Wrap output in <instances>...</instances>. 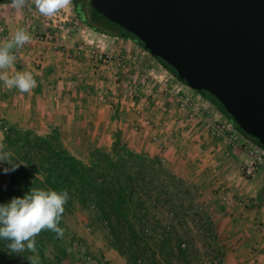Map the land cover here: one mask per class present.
Listing matches in <instances>:
<instances>
[{
    "label": "rangeland",
    "instance_id": "1",
    "mask_svg": "<svg viewBox=\"0 0 264 264\" xmlns=\"http://www.w3.org/2000/svg\"><path fill=\"white\" fill-rule=\"evenodd\" d=\"M82 14L84 22L78 18L73 0L69 7L52 17L42 16L34 0H25L22 6L13 2L0 5V41L11 39L21 28L33 37L23 48L14 50L13 71H30L35 80L44 81L45 91L50 93L35 101H23V107L34 108L35 116L64 115L69 120L64 123L68 132L77 127V110L78 118L89 121L90 125H97L102 119V126L112 129L111 145L89 150L78 148L87 152L84 162L92 151H110L115 143L119 148L157 158L164 170L159 174L161 184L149 187L142 197L146 212L143 231L152 237L150 245L156 249L159 264H225L217 250L215 231L202 214L200 195L204 193L199 190L197 176L193 177L197 172L192 169L189 142L184 139L203 141L210 150L216 147L215 143H225L226 150L240 146L246 155L250 139L216 105L199 92L186 88L137 41L120 35L108 21L92 16L87 0ZM99 26L107 31L96 29ZM178 89L198 100L194 111L180 107ZM174 119L182 124L180 134H185L179 144L169 124ZM52 130L57 131L51 126L49 132ZM154 136L157 141L153 140ZM60 141L64 145L61 138ZM71 143L73 147H64L70 153L77 152V142ZM142 143L151 147L144 148ZM165 173L173 177L170 183ZM6 178L7 174L0 171V181ZM64 223H86L90 235L109 245L101 222L86 205L75 204L64 217ZM163 230L170 235L166 241L168 248L161 251L154 242L161 241ZM178 242L187 246L186 259L176 253ZM67 260L73 263L67 258L63 264H68Z\"/></svg>",
    "mask_w": 264,
    "mask_h": 264
},
{
    "label": "trees",
    "instance_id": "2",
    "mask_svg": "<svg viewBox=\"0 0 264 264\" xmlns=\"http://www.w3.org/2000/svg\"><path fill=\"white\" fill-rule=\"evenodd\" d=\"M8 2L12 1L0 3ZM87 4L92 16L102 18L93 10L90 0H87ZM73 5L78 18L84 22L82 8L85 0H73ZM117 28L125 34L123 37L135 40L130 33L118 26ZM137 42L143 48L142 43ZM155 59L181 81L170 66L159 58ZM199 93L216 105L240 133L260 144L258 140L239 130L214 97L205 91ZM1 129L5 151L11 152L12 162L19 164V167L7 173V178L0 181V205L9 203L14 197H23L32 188L57 192L67 190L69 193L59 223V227L64 229L63 237L58 238L56 233L47 230L36 237L40 264H63L69 257L73 239L63 223L64 217L75 204L86 205L90 209L92 215L101 222L109 245L116 248L129 264H159L156 249L150 245L152 237L143 231L146 212L142 197L149 187L161 184L159 174L164 170L157 158L119 148L115 143L110 151H92L88 161L83 162L63 146L56 130L39 135L33 130L16 126L1 125ZM2 163L4 168L11 167L6 161ZM164 176L170 183L173 177L167 173ZM168 235L170 233L163 230L161 241L154 242L159 250L168 248ZM7 243L9 241L0 240V264H30L27 257L34 255L33 253L25 251L10 254ZM175 249L179 258H187L185 243L178 242Z\"/></svg>",
    "mask_w": 264,
    "mask_h": 264
},
{
    "label": "water",
    "instance_id": "3",
    "mask_svg": "<svg viewBox=\"0 0 264 264\" xmlns=\"http://www.w3.org/2000/svg\"><path fill=\"white\" fill-rule=\"evenodd\" d=\"M90 1L264 146V0Z\"/></svg>",
    "mask_w": 264,
    "mask_h": 264
},
{
    "label": "crops",
    "instance_id": "4",
    "mask_svg": "<svg viewBox=\"0 0 264 264\" xmlns=\"http://www.w3.org/2000/svg\"><path fill=\"white\" fill-rule=\"evenodd\" d=\"M43 84L44 81L36 79V87L31 92L21 93L0 82V123L33 130L39 135L48 134L51 126L56 127L66 147L71 148V142H77V152L72 151V154L83 162L86 161L87 152H80L78 148H107L111 145L112 129L102 126V119L97 125H90L89 121L78 118L77 110V127L73 126L68 132L64 123L69 120L64 115L35 116L32 114L34 108L23 107V101H35L48 95L46 93L49 91L46 92ZM27 110L29 114H26ZM25 115L28 117L24 118ZM169 124L179 144L180 137L185 136L180 134L182 124L176 123V119ZM2 140L3 131L0 126V143ZM184 142H189L190 162L194 163L192 169L197 172L193 177L197 176L199 190L204 193L200 195L202 214L215 231L217 250L225 264H264V174L256 171L250 176L244 172L243 167L251 161L240 146L226 150L225 143H215L216 147L210 150L206 143L194 138H186ZM249 143H252L251 139ZM142 144L144 148L151 147L147 143ZM215 149L217 152L211 153ZM3 169V163L0 162V171L4 172ZM63 224L73 239L68 257L69 261H73L72 264H83L79 257V247L96 255L101 264H127L115 249L104 241L100 243L97 236L90 235L86 223ZM67 263L71 264L68 260Z\"/></svg>",
    "mask_w": 264,
    "mask_h": 264
},
{
    "label": "clouds",
    "instance_id": "5",
    "mask_svg": "<svg viewBox=\"0 0 264 264\" xmlns=\"http://www.w3.org/2000/svg\"><path fill=\"white\" fill-rule=\"evenodd\" d=\"M24 3L25 0H13L16 6ZM34 3L42 16L52 17L69 7L72 0H34ZM32 39V35L21 28L11 39L0 41V82L21 93L31 92L36 87V80L30 71H13L16 61L14 50L23 48ZM11 156V152L5 151V145L0 143V162L11 164L10 168L3 169L5 174L19 167L12 162ZM68 199L67 190L57 192L32 188L23 197H14L9 203L0 205V240L9 241L6 245L9 253L31 252L34 255L27 257L30 264H40L36 237L46 230L56 233L58 238L63 237L64 229L59 227V223Z\"/></svg>",
    "mask_w": 264,
    "mask_h": 264
},
{
    "label": "built area",
    "instance_id": "6",
    "mask_svg": "<svg viewBox=\"0 0 264 264\" xmlns=\"http://www.w3.org/2000/svg\"><path fill=\"white\" fill-rule=\"evenodd\" d=\"M102 56H99L101 59ZM186 88H189L186 84H184ZM176 95H181L179 97L180 107L185 108L187 110L194 111L197 108V99H194L192 95L189 93L181 92L178 89ZM178 97V96H177ZM203 105V104H201ZM149 121H145L148 124ZM220 131V129L218 130ZM154 141H157V137H153ZM249 141V140H248ZM247 141V142H248ZM249 147L247 150V156L250 159V163L243 167L244 172L247 175L252 176L256 171H261L264 174V146L257 144V143H249ZM79 257L82 260L83 264H101L100 260L95 258L93 255L89 254L84 250L83 247H79Z\"/></svg>",
    "mask_w": 264,
    "mask_h": 264
},
{
    "label": "flooded vegetation",
    "instance_id": "7",
    "mask_svg": "<svg viewBox=\"0 0 264 264\" xmlns=\"http://www.w3.org/2000/svg\"><path fill=\"white\" fill-rule=\"evenodd\" d=\"M100 19H103V20H106L105 18H100ZM106 21H108V20H106ZM109 22V21H108ZM109 23H111V22H109ZM112 24V23H111ZM114 27H116L117 28V26L116 25H114V24H112ZM96 29H99V30H104V31H107V30H105V29H102L100 26L99 27H97ZM118 29V31H120V29L119 28H117ZM120 35H125L124 33H122L121 31H120Z\"/></svg>",
    "mask_w": 264,
    "mask_h": 264
}]
</instances>
